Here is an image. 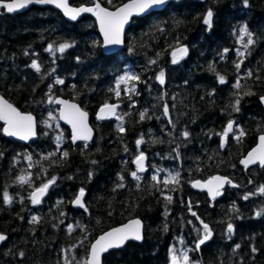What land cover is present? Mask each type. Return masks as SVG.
<instances>
[{"label": "trees", "instance_id": "trees-1", "mask_svg": "<svg viewBox=\"0 0 264 264\" xmlns=\"http://www.w3.org/2000/svg\"><path fill=\"white\" fill-rule=\"evenodd\" d=\"M99 1L114 9L128 0ZM209 10L211 28L203 23ZM244 26L254 40L247 49L240 40ZM63 43L72 47L61 54L56 49ZM179 47L187 54L173 63ZM126 73L139 80L121 84L117 97L116 84ZM238 80L240 89L234 87ZM248 91L254 94L244 95ZM0 94L38 121V139L28 145L6 139L0 124V234L8 238L0 247V264H85L99 235L132 219L144 225L143 243L110 253L103 264H169L179 241L191 247L198 264H264V194L259 193L264 168L245 171L239 163L264 133L259 103L264 96V0H248L247 6L244 0H175L160 12L134 19L124 49L112 55L102 53L89 16L69 23L51 8L0 16ZM56 97L73 100L90 114L95 131L90 144L72 145L69 129L58 123L44 126L48 101ZM237 98L239 111L234 110ZM112 103L118 104L122 120L97 121V109ZM53 116L57 121L56 111ZM233 121L234 133L225 137ZM241 129L244 135L237 140ZM141 152L145 173L134 165ZM167 172L178 174L179 183L165 186ZM154 174L161 183L151 179ZM216 174L227 176L239 190L228 188L211 203L193 192L191 183ZM21 176L27 183H20ZM52 179L44 201L34 206L31 193ZM80 189L87 211L72 208ZM33 216L38 223L31 222ZM201 220L212 238L197 249L204 234Z\"/></svg>", "mask_w": 264, "mask_h": 264}, {"label": "snow or ice", "instance_id": "snow-or-ice-1", "mask_svg": "<svg viewBox=\"0 0 264 264\" xmlns=\"http://www.w3.org/2000/svg\"><path fill=\"white\" fill-rule=\"evenodd\" d=\"M166 3V0H132L131 3L124 5L123 7L117 9L114 12L108 11L105 8H102L98 3L95 5V7H81V8H73L68 5L67 0H12V2H5V0H0V8L6 9L8 13H13L19 9L26 8L27 6L31 4H54L57 8L63 9L65 15L69 16L71 19L75 20L81 13L84 12H91L93 15L97 17L100 23V30L104 35V44L107 45H113V44H120L121 36L123 32L124 25L128 22L129 18L133 14H140L145 12L146 10L158 6L163 5ZM245 5L247 6L248 0H244ZM212 19H213V12L209 10L206 13V16L204 18L203 23L207 25L209 28L212 26ZM241 36L240 40L243 44V47L245 49L248 48V46L252 45L254 43L252 33L249 32L247 26H244L241 30ZM247 36V42L243 43L244 37ZM72 47L69 43H63L59 46L56 51L59 53H64L66 49ZM49 52H53L52 45L48 46L47 49ZM227 51V50H225ZM177 52L179 53V56H177ZM177 52L173 53V63L178 62V59L181 58L183 55L187 54V48L181 47L177 49ZM245 55L244 51L239 52V56L243 57ZM155 63V61H153ZM243 61L241 60L238 62L235 67L237 69H240L241 64ZM32 68H34L37 72L40 71V67L36 62H33L31 65ZM214 70V69H213ZM247 75L249 77L252 76V72L249 70ZM159 81L161 84L164 83V73L161 72L159 77ZM138 81L139 77L136 75H130L126 74L122 77H120L119 81L116 84V96H120V85L126 84L129 81ZM219 82L221 84L226 83L224 76H219ZM56 83L63 84V80H57ZM235 88L240 89L241 84L239 80L234 85ZM134 91V89H132ZM251 91L245 92L244 95H253ZM262 102H264V97H261ZM49 103H53L52 99L50 98ZM55 103L61 104L64 106L63 111L60 112V119L66 120L69 124L72 125L73 129V141L75 140H84L87 141L91 138L92 130L88 127L87 124V113L84 111H81V109L76 105L72 103H68L67 101L57 99L55 100ZM239 104L240 99L237 98L235 101L234 110L239 111ZM118 105H110L105 104L100 109L99 118L105 119L107 117L116 116V108ZM164 114L168 115V107L165 106ZM146 113L142 112L140 114V119L143 120L145 118ZM118 119L122 120V117H117ZM50 119H54V117H51ZM0 120H3L4 123L7 125L3 129L4 133L8 136H14L18 137L21 140H28L32 136L35 135V120L31 115H25L19 112L15 107H13L10 103H8L7 100H5L3 97H0ZM169 122L171 123V118L169 117ZM47 124V122H45ZM233 122H229L227 124V131L224 133V136L227 137L228 132H231L233 130ZM48 127H51L50 124L47 125ZM119 131L123 132L124 128L120 127ZM189 135L188 132H184L183 136L187 138ZM244 135L243 130H240L239 136L236 137L237 140L240 139ZM59 140V137H57ZM259 146L254 149L245 160L242 161V163L245 166H248L250 164L259 163L260 166L264 167V136H261L259 138ZM143 143V140H138L137 145ZM87 147V145H85ZM63 156L66 158L68 156L67 152L63 153ZM29 161H31V157H27ZM146 157L143 152H141L135 159V164L137 166V170L139 172H144L145 169V161ZM92 163H96V161H92ZM159 170H157L158 172ZM91 175V174H90ZM132 177L139 181L141 177L137 175V172L134 171L131 173ZM121 179H123L121 177ZM151 179L153 181H156L157 184L161 183L158 174L152 175ZM19 181L21 184L27 183V180L25 176L19 177ZM55 183V179L50 180L48 183L44 184L42 187L36 189L33 194L31 195L32 202L34 204H39L41 201V197L47 192V189L51 184ZM162 183L167 186L169 184H175L179 183L178 180V174L177 176H171L169 179H164ZM225 184H229L232 187H237V185L232 184V181L229 180L226 177H220L215 176L212 179L208 180L206 184H200L199 182H196L193 186L194 187H202L207 188L209 193L215 198L218 195H221V189L224 187ZM123 185H121L122 187ZM163 192V189H161ZM259 193L264 194V186L259 187ZM85 195L84 189H80L79 194L77 198L74 201V204L84 208L85 211H87V208L85 207L83 203V197ZM249 198L248 195L244 196V199L247 200ZM4 199L7 203H11V198L7 195V193L4 194ZM165 199L169 202L172 201V196L167 195L165 196ZM261 213L257 212L256 215L259 216ZM193 216H196L195 212H192ZM199 220V217H197ZM31 222L33 224H36L39 222V217L33 216L31 219ZM202 227H203V238L199 240V242L196 245V248L199 249L200 245H203L207 240H209L212 236V231L209 228L208 224L204 223L202 220L200 221ZM142 225L140 220H133L127 225L116 228L112 231L107 232L106 234L100 236L94 244L91 245L90 250V259L85 262V264H101V256L103 253L109 251V249L113 248H120L122 247L127 241L129 240H136L140 241L143 239L142 237ZM233 226L231 224L228 225L227 231L229 233L233 232ZM68 231H73V228L71 226L68 227ZM199 231V229L197 230ZM7 239V237L3 234H0V242H3ZM239 246L237 245V248ZM188 251H184L182 258H178L175 254L176 250L173 249V254L171 257V264H189V255ZM255 251V249H253ZM21 256H23V253H20ZM65 260L67 261V257H65ZM67 264H70V262H67Z\"/></svg>", "mask_w": 264, "mask_h": 264}, {"label": "water", "instance_id": "water-1", "mask_svg": "<svg viewBox=\"0 0 264 264\" xmlns=\"http://www.w3.org/2000/svg\"><path fill=\"white\" fill-rule=\"evenodd\" d=\"M71 1H72V0H67L68 5H69L70 7H73V8H81V7H89V8H91V7H95V5L98 3L102 8H105V9H107L108 11H111V12H114V11H116L117 9L123 7L124 5L129 4V3L132 2V0H128V1L124 2L123 4H121L120 6L114 8V9H111V8H107V7L103 6L99 0H85V1H88V2H91V3H90V4H82V5H78V6H74V5H72V4H71ZM173 1H175V0H166V3L163 4V5L154 6V7L150 8V9L146 10L145 12L140 13V14H133V15L129 18L128 22L124 25L123 32H122V36H121V41H122V42H121L120 44H113V45H107V46L104 44V35H103V33L101 32V30H100V23H99V20H98L97 17H96L95 15H93L91 12H84V13H81V14H80L75 20H73V19H71L69 16L65 15L63 9H61V8H57L54 4H31V5L27 6L26 8L19 9V10L13 12V13H8L6 9L0 8V16H2V15L12 16V15H16V14H23V13L27 12L28 10H30L31 8H51V9H53V10L59 12V13L63 16V18H64L67 22H69V23H77V22H79L83 17H85V16H89V17H91V18L95 21V25H96L97 32H98V34H99V36H100V38H101V51H102V53H103L104 55H112V54H117V53L121 52V51L124 49V47H125V38H126V34H127L128 29H129V27H130V25H131V23H132V21H133L134 19L146 17L147 15H149L150 13H153V12H160V11L164 10V9L166 8V6H167L169 3L173 2ZM5 2H12V0L5 1ZM179 48H181V47H179ZM179 48H177V49H179ZM184 48H185V47H184ZM177 49H175V50L173 51V53H174V52H177ZM173 53H172V55H173ZM177 56H179V53H178V52H177ZM184 56H185V55H183L181 58H183ZM179 59H180V58H179ZM0 97H3L5 100H7V99H6L3 95H1V94H0ZM262 97H264V96H262ZM57 99L67 101L68 103L76 104V105L81 109V111H84V112L87 113V124H88V127L92 130V135H91V138H90L89 140H87V141H84V140H75V141H73V129H72V125L69 124L66 120L60 119V112L63 111L64 106L61 105V104H57V103H55V100H57ZM55 100H54V103H55V105H56L57 108H58V120H59V123H60V125H62V126H64V127H67V128L69 129V132H70V141H71L72 145L75 146V145H77V144H81V143H84V144H90V143L93 141L94 137H95V131H94L92 125H91V117H90V114H89L87 111H85L84 109H82L81 106H80L77 102H75V101H73V100L64 99V98H62V97H56ZM7 101H8V100H7ZM8 103H10L13 107H15V108H16L19 112H21L22 114H25V115H31V116L34 118V120H35V135L32 136V137H31L30 139H28V140H21V139H19L18 137L8 136V135H6V134L4 133V131H3V129H4L5 127H7V125L4 123L3 120H0V124L2 125V128H1L2 135H3L6 139H9V140L15 141V142L20 143V144H23V145H28V144H30V143H32V142L37 141V139H38V121H37L36 116L33 115L32 113L22 112L20 109H18V108H17L15 105H13L11 102L8 101ZM259 103H260V105L262 106V108H263V110H264V102H262L261 97L259 98ZM110 105H118V104H116V103H112V104H110ZM103 106H104V105H103ZM103 106H101V107H99V108L97 109V111H96V113H95V115H94V116H95V119H96L97 121H101V122H103V121H113V120L116 118V116H117V113H118V107L116 108V116H111V117H107V118H105V119H100V118H99L100 109H101ZM261 136H264V133L260 134V135L257 137L255 144L251 147V149H249V150L246 152V154L241 158V160H240V162H239V163H240V166H241L245 171L250 170V169H252V168H254V167H256V166H258L259 168H264V167L260 166V164H259L258 162L255 163V164H250V165H248V166H245V165L242 163V161L245 160V159L247 158V156L249 155V153H251L254 149H256V148L259 146V142H260V141H259V138H260ZM144 164L146 165V159H145V161H144ZM134 165L136 166L135 162H134ZM136 168H137V166H136ZM145 169H146V166H145ZM145 171H146V170H145ZM145 171H144V172H145ZM138 172H139V171H138ZM144 172H139V173H144ZM215 176H220V177H226V178H228L227 176H222V175L216 174V175H213V176H211V177H209V178H207V179H205V180H195V181H193V182L191 183V189H192V191L195 192V193H199V194H204V195H206L207 198L209 199V201H210L211 203H213V202L217 199L218 196H216L215 198H213V196L211 195V193H209V191L207 190L206 187H205V188H202V187H194L193 185H194L196 182H199V183L202 184V185H203V184H206L208 180L212 179V178L215 177ZM228 179H229V178H228ZM229 180H230V179H229ZM232 184H234V183L232 182ZM227 188H230V189H232V190H239V187H232V186L229 185V184H225L224 187L220 190L221 193L224 192ZM47 190H48V189H47ZM46 193H47V192H46ZM46 193L41 197V201H40L39 204H34L33 202H32V203H33L34 205H40V204L42 203V201L44 200V198H45V196H46ZM32 194H33V193H32ZM32 194H31V195H32ZM83 198H84V197H83ZM83 198H82V199H83ZM30 200L32 201L31 196H30ZM74 201H75V200H74ZM74 201H73V203H72V208L75 209V210H82L83 208H81V207L75 205V204H74ZM133 220H137V219L129 220L128 222H126V223H124V224H122V225H120V226H118V227L112 228V229H110V230L104 232L103 234L99 235V236L95 239V241H96L100 236L106 234L107 232L112 231V230H114V229H116V228H121V227L127 225L128 223H130V222L133 221ZM198 222H199V220H198ZM141 225H142V229H141V231H142V237H143L142 240H140V241L129 240V241H127V242H126L122 247H120V248L109 249V251H107V252H105V253L102 254V256H101V264H103V259H104V257L107 256V255H109V254L112 253V252L120 251V250L124 249V248H125L127 245H129V244H142V243H143V240H144V225H143L142 222H141ZM202 228H203V227H202ZM6 237H7V236H6ZM211 238H212V236H211ZM211 238H210L209 240H207L204 244L209 243L210 240H211ZM7 240H8V238H7L5 241L0 242V247H1L3 244H5V243L7 242ZM95 241H94L92 244H94ZM92 244H91V245H92ZM204 244H203V245H204ZM91 245H90L89 250H88V255H87L86 261L90 259ZM200 246H201V245H200Z\"/></svg>", "mask_w": 264, "mask_h": 264}, {"label": "rangeland", "instance_id": "rangeland-1", "mask_svg": "<svg viewBox=\"0 0 264 264\" xmlns=\"http://www.w3.org/2000/svg\"><path fill=\"white\" fill-rule=\"evenodd\" d=\"M126 74H129V73H126ZM126 74H123L122 76H124V75H126ZM48 106H49V115L48 116H46V118L45 119H47V120H45L44 121V126H47L48 124H55L56 125V123H58L59 125H60V123H59V120H58V117H57V121L55 120V118L54 119H50V115H51V117H54L53 116V113L56 111L57 112V115H58V108H56L55 109V103L53 102V103H49L48 102V104H47ZM117 117H119V115H117L116 116V121H119L120 119H118ZM45 122H47V124L45 123ZM230 133V132H229ZM231 133H234V130H232L231 131ZM138 156V155H137ZM136 159V158H135ZM146 166V165H145ZM138 172V171H137ZM171 172H167V174H165L164 176H163V178L164 179H169V178H171V174H170ZM222 196V195H221ZM203 238V237H202ZM201 238V239H202ZM173 249H175L176 250V252H175V254L177 255V257L178 258H182V255H183V253H184V251H186V250H190V251H188V255H189V264H198L197 262H195V261H192V258H191V256H190V253H191V251H192V249H191V247H188L187 245L185 246V244L182 242V241H179V243H178V245H177V247H175V248H173ZM173 249L171 250V253H170V256H169V258H170V263H171V257H172V254H173ZM169 263V264H170Z\"/></svg>", "mask_w": 264, "mask_h": 264}, {"label": "flooded vegetation", "instance_id": "flooded-vegetation-1", "mask_svg": "<svg viewBox=\"0 0 264 264\" xmlns=\"http://www.w3.org/2000/svg\"><path fill=\"white\" fill-rule=\"evenodd\" d=\"M87 2H88V1H87ZM89 3H91V2H89ZM2 16H6V15H2ZM185 56H186V55H185ZM185 56H184V57H185ZM172 57H173V55H172ZM184 57H183V58H184ZM180 59H182V58H180ZM180 59H178V60H180ZM227 189H228V188H227ZM227 189H226V190H227ZM226 190H225V191H226ZM225 191H224V192H225ZM47 192H48V190H47ZM224 192H222V194H223ZM222 194H221V195H222ZM46 195H47V193H46ZM221 195H219V196H221ZM45 197H46V196H45ZM76 198H77V197H76ZM76 198H75V199H76ZM218 198H219V197H217V199H218ZM44 199H45V198H44ZM75 199H74V200H75ZM83 199H84V198H83ZM217 199H216V200H217ZM74 200H73V201H74ZM208 200H209V199H208ZM43 201H44V200H43ZM43 201H42V202H43ZM72 203H73V202H72ZM36 206H39V205H36ZM83 209H84V208H83ZM74 210H75V209H74ZM202 229H203V228H202Z\"/></svg>", "mask_w": 264, "mask_h": 264}, {"label": "bare ground", "instance_id": "bare-ground-1", "mask_svg": "<svg viewBox=\"0 0 264 264\" xmlns=\"http://www.w3.org/2000/svg\"><path fill=\"white\" fill-rule=\"evenodd\" d=\"M5 1H9V0H5Z\"/></svg>", "mask_w": 264, "mask_h": 264}]
</instances>
